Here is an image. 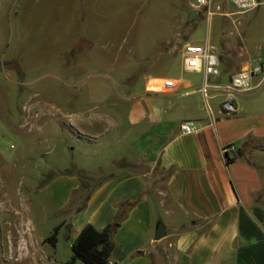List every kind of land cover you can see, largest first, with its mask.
<instances>
[{
    "label": "rangeland",
    "instance_id": "1",
    "mask_svg": "<svg viewBox=\"0 0 264 264\" xmlns=\"http://www.w3.org/2000/svg\"><path fill=\"white\" fill-rule=\"evenodd\" d=\"M194 2L0 0V264L70 259L72 233L58 231L54 246L44 240L62 213L40 203L39 190L61 174L89 186L98 167L112 168L119 153L130 157L114 124L125 126V97L143 89L142 71L159 65L164 47L208 42L218 55L224 42L241 62L264 53V6L228 15V3L213 0L209 16ZM167 60L163 75L177 76L176 55ZM82 118L104 134L84 133L76 127Z\"/></svg>",
    "mask_w": 264,
    "mask_h": 264
},
{
    "label": "crops",
    "instance_id": "2",
    "mask_svg": "<svg viewBox=\"0 0 264 264\" xmlns=\"http://www.w3.org/2000/svg\"><path fill=\"white\" fill-rule=\"evenodd\" d=\"M185 43L164 47L159 65L142 71L143 89L125 97L126 123L122 129L114 124V137L126 139L130 157L119 153L112 168L98 167L89 186L76 174L55 177L40 188V203L62 213L53 227L73 239L86 224L102 229L118 219L114 264H264V75H253L249 90L232 94L234 112L222 106L231 76L259 54L241 62L240 51L223 42L220 75L228 71L229 78L198 79L182 69ZM171 55L178 59L177 76H164ZM165 79L178 84L162 90ZM187 120L196 126L188 133L181 130ZM77 124L88 135L104 134L93 119ZM227 155L235 157L227 163ZM159 219L165 232L155 239Z\"/></svg>",
    "mask_w": 264,
    "mask_h": 264
},
{
    "label": "built area",
    "instance_id": "3",
    "mask_svg": "<svg viewBox=\"0 0 264 264\" xmlns=\"http://www.w3.org/2000/svg\"><path fill=\"white\" fill-rule=\"evenodd\" d=\"M232 9L230 14H246L255 10L258 7L264 6V0H225ZM213 5V0H195L191 6L196 9L205 8L207 14L210 16L213 12L210 10ZM219 10V6H216ZM216 47L206 42L204 45H196L192 43H185L182 45L179 56L182 64V69L187 72L203 73L206 76L217 77L220 75V61L216 53ZM253 75H264V56L256 55L252 64L245 69L233 74L227 85L224 86L226 92V100L222 103L223 109L226 112H234L235 109L230 103L232 94L235 92H242L249 90L251 85V77ZM177 82L173 79H165L161 81L162 90H170L177 86ZM206 87L203 86L201 91L205 94ZM196 128L194 121L187 120L181 123V130L183 132H191ZM234 149V146H230ZM110 264H114L109 261Z\"/></svg>",
    "mask_w": 264,
    "mask_h": 264
},
{
    "label": "trees",
    "instance_id": "4",
    "mask_svg": "<svg viewBox=\"0 0 264 264\" xmlns=\"http://www.w3.org/2000/svg\"><path fill=\"white\" fill-rule=\"evenodd\" d=\"M235 156H226L230 162ZM119 220L108 223L104 228L97 229L86 224L71 243L72 255L64 264H78V260L85 264H110V253L113 248L112 234L116 230ZM59 225L53 227L52 232L44 240L55 245Z\"/></svg>",
    "mask_w": 264,
    "mask_h": 264
},
{
    "label": "water",
    "instance_id": "5",
    "mask_svg": "<svg viewBox=\"0 0 264 264\" xmlns=\"http://www.w3.org/2000/svg\"><path fill=\"white\" fill-rule=\"evenodd\" d=\"M192 16L193 17L195 16V11H192L191 12L190 19L192 18ZM164 232H165V227H164L162 221L159 219L158 222H157V224H156L154 238L155 239L161 238L164 235Z\"/></svg>",
    "mask_w": 264,
    "mask_h": 264
}]
</instances>
